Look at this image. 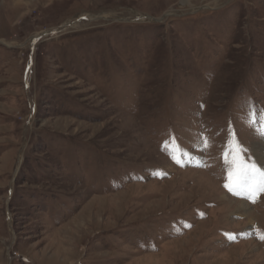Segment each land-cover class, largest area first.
I'll use <instances>...</instances> for the list:
<instances>
[{
  "label": "rangeland",
  "instance_id": "1",
  "mask_svg": "<svg viewBox=\"0 0 264 264\" xmlns=\"http://www.w3.org/2000/svg\"><path fill=\"white\" fill-rule=\"evenodd\" d=\"M262 125L264 0H0V264H264Z\"/></svg>",
  "mask_w": 264,
  "mask_h": 264
},
{
  "label": "snow or ice",
  "instance_id": "2",
  "mask_svg": "<svg viewBox=\"0 0 264 264\" xmlns=\"http://www.w3.org/2000/svg\"><path fill=\"white\" fill-rule=\"evenodd\" d=\"M259 135L261 136V139H264V125L261 126V131L259 132ZM235 150L243 151L239 144L236 145ZM238 176H243L246 179H238L235 189L229 188L230 191H237L238 194L247 191L249 193V198H251L252 193L256 190H264V172L255 169L254 166L251 169L244 168L243 170L239 171ZM250 176H259V181L255 187H253L247 179V177ZM225 187L227 188L229 186L226 184ZM261 238L264 239V237Z\"/></svg>",
  "mask_w": 264,
  "mask_h": 264
},
{
  "label": "bare ground",
  "instance_id": "3",
  "mask_svg": "<svg viewBox=\"0 0 264 264\" xmlns=\"http://www.w3.org/2000/svg\"><path fill=\"white\" fill-rule=\"evenodd\" d=\"M258 144V143H257ZM257 150V149H256ZM258 150H259V170L261 172H264V143L261 145H258ZM184 162V161H183ZM254 193V192H253ZM252 193V194H253ZM241 194L246 195L249 194L247 191L242 192ZM254 195V194H253ZM252 196V195H251ZM224 197V196H223ZM226 197V196H225ZM247 197V196H246ZM230 203L235 204L236 207L234 209V212L236 211L238 214L248 217L249 221L251 222V224L253 223V219H252V211H250V206L245 203L242 200H237V199H231ZM253 225V224H252Z\"/></svg>",
  "mask_w": 264,
  "mask_h": 264
}]
</instances>
